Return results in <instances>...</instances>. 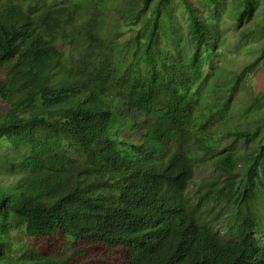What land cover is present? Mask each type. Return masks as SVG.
<instances>
[{
  "label": "trees",
  "instance_id": "1",
  "mask_svg": "<svg viewBox=\"0 0 264 264\" xmlns=\"http://www.w3.org/2000/svg\"><path fill=\"white\" fill-rule=\"evenodd\" d=\"M229 1L29 0L0 9V70L8 69L0 81V264H69L47 253L61 235L132 247V264H264V206L256 208L264 111L242 131L228 81L220 74L214 91L199 85L219 70L220 40L209 28ZM258 10L264 0H232L243 40L264 36V19L241 29ZM102 21L120 36V21L139 29L120 47L104 39ZM166 31L178 48L192 37V63L180 69L160 55ZM263 60L264 48L255 65ZM110 96L128 109L120 141L110 135ZM221 127L256 150L244 171L235 151L223 152ZM195 128L206 131L200 147L223 179L193 194L199 154L186 140Z\"/></svg>",
  "mask_w": 264,
  "mask_h": 264
},
{
  "label": "rangeland",
  "instance_id": "2",
  "mask_svg": "<svg viewBox=\"0 0 264 264\" xmlns=\"http://www.w3.org/2000/svg\"><path fill=\"white\" fill-rule=\"evenodd\" d=\"M28 1L29 0H0V9L11 3H20L22 6L26 7V3ZM115 1L119 3L122 0ZM229 3L231 4L225 5L224 7L226 10L223 11V16L219 24L215 25L216 27L210 26L211 28H209V30L218 35L215 40H220L219 46L216 48V52L221 54V56H217L215 58V64L219 67V70H215L216 73H213L214 77L206 82L201 84L202 80L199 81V85L203 90L208 89L209 91H214L215 88L213 80H217V77L221 74L222 77L228 81L226 87H232V111L235 117L241 121V130H253L257 121V112L259 109L264 111V98L261 99L258 105L256 102H252V99H258L257 97H259L261 92L264 91V60L255 65V62L260 59L264 48V36H262L260 31H256V33H254L251 37L247 36V40L242 39V36L247 31L238 36V27L232 17V0H230ZM175 10L179 16L178 19L180 18V21L186 25L187 15H181L183 10L177 6L175 7ZM93 16L98 15L93 14ZM263 19V10H258L255 13L254 18L246 22L241 29L245 30L247 27H251L254 21ZM101 25L103 28L102 36L104 39L107 41L112 40L118 46L120 45V47H122L127 40L134 38L139 29V27L131 21H120V25L117 24L118 29L120 26V32L122 34V36H120L117 26L112 23L102 21ZM168 33V31L164 32L166 35H168ZM166 35H163L162 39L164 41L161 40L159 43L163 50L160 55L166 58L167 63L169 64V62L175 61V63L180 66V69L183 65H187L188 62L192 63V53L196 48L194 43L193 45L190 43L192 37L188 35L183 45L184 48H178L173 39L170 40V35ZM66 52L65 58L69 57L68 59L71 58L73 61V57L70 54L71 49L68 48ZM153 56L156 58L159 56V53L153 54ZM119 60L121 61V58H119ZM203 70L207 74L214 71L207 63L203 64ZM7 74L8 69H1L0 81H4L7 78ZM235 84L236 87L234 86ZM208 96H210V94H208ZM109 98L113 101V106L115 108L114 114H116V125L110 130V135L114 140L120 141L123 139V136L125 137V133L124 131H122V135L118 133L119 124L125 121L128 109L125 102L121 100V98L115 96H110ZM122 114H125L123 118L121 117ZM232 127H236L235 121L232 123ZM215 129L218 131L217 128ZM222 130L227 131L224 128H222L221 131ZM223 131V152L235 151L237 153V165L239 170L244 171V158H247L249 154L254 152L255 149L247 151L249 147H247L245 140H236L233 134L228 132L224 133ZM205 133L206 131H199V129L195 128L189 132V136L186 140L188 142L186 150L199 154V157L195 162V164L198 165L195 170V177L193 179V183L189 187V191L193 194L207 181L217 178L219 182H222L223 179L218 175L215 166L209 161L213 160L212 156L205 155L204 149L200 147L201 142H199V138L205 141V139H207ZM131 136L136 137L133 134H131ZM0 144L3 145L4 143ZM217 156L220 155H216V157ZM263 206L264 199L260 198L256 203V208L261 209ZM15 234H12V236ZM42 242L43 241H40V243ZM131 250L132 247L124 245H118L114 249H109L106 245L100 243L99 241L90 243L81 240L73 241L64 238V236L61 235L59 239L54 241L47 253H61L67 258L69 264H132L130 259Z\"/></svg>",
  "mask_w": 264,
  "mask_h": 264
}]
</instances>
